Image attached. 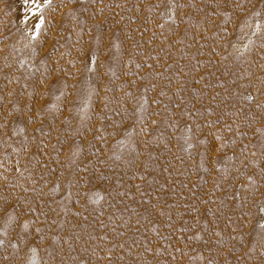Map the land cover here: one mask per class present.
<instances>
[{"label": "rangeland", "instance_id": "374dc122", "mask_svg": "<svg viewBox=\"0 0 264 264\" xmlns=\"http://www.w3.org/2000/svg\"><path fill=\"white\" fill-rule=\"evenodd\" d=\"M0 264H264V0H0Z\"/></svg>", "mask_w": 264, "mask_h": 264}]
</instances>
